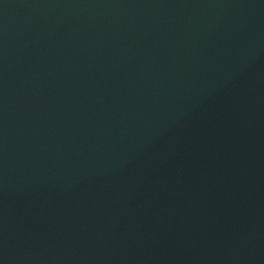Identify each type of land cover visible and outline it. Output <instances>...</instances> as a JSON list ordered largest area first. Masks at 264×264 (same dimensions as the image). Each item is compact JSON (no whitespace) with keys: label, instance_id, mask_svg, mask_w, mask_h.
<instances>
[{"label":"water","instance_id":"water-1","mask_svg":"<svg viewBox=\"0 0 264 264\" xmlns=\"http://www.w3.org/2000/svg\"><path fill=\"white\" fill-rule=\"evenodd\" d=\"M0 264H264V0H0Z\"/></svg>","mask_w":264,"mask_h":264}]
</instances>
